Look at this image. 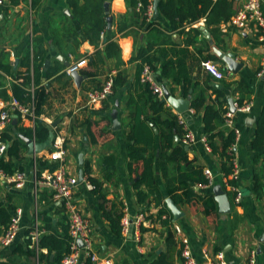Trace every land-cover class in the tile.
Masks as SVG:
<instances>
[{
  "label": "crops",
  "instance_id": "0c3cea01",
  "mask_svg": "<svg viewBox=\"0 0 264 264\" xmlns=\"http://www.w3.org/2000/svg\"><path fill=\"white\" fill-rule=\"evenodd\" d=\"M101 1L78 0L77 12L70 0H8L0 5V107L10 113L9 121L0 126V137L8 135L12 139L7 143L10 146L20 139V134L28 137L26 131L34 130L38 120L48 124L50 130L53 129L54 122L58 123L54 128V143L43 154L29 156L26 146V158L20 163L24 168L22 172L28 176L26 184L17 187L16 183L9 180L0 182V206L9 202L15 204L16 210H22L21 229L16 241L9 247L0 244V262L57 264L56 252L49 254L47 248L41 249L39 240L43 235L63 234L64 227H69V222L64 203L54 198L49 187L37 185L36 181L43 174L46 176L49 171L60 166V162L50 159V154L55 150V143L63 140L66 151L63 170L68 177L78 179V185L74 188L75 202L90 220L94 249L101 258H110L115 264H152L158 255L166 253L170 228L177 241L172 254L174 264H183L179 252L184 239L189 241L198 264H208L205 257L213 256L218 250L224 253L229 264H248L253 256L256 264H264V181L259 194L254 192L256 175L264 174V156L252 149L256 123L264 107V33L256 27L238 30L230 21L221 23L218 27L213 25V29L218 28L213 34L203 19L195 24H186L182 29L172 30L170 21L163 16L159 7L158 16L154 17L153 11L147 20V26L142 28L141 20L133 14L129 0H104V30L91 31L95 19L101 18ZM161 1L164 0H159ZM246 1L227 0L233 17ZM137 10H141L138 5ZM262 10L264 13V1ZM108 18H111L110 22ZM152 23L153 28H149ZM120 24L129 26L123 34H119ZM202 26L209 32L210 38L204 35ZM193 28L200 33H193ZM106 39H114L118 43V56L109 57L106 54ZM152 44L154 51L151 54L155 52L165 61L179 60L181 67L192 75L193 84L188 85L185 82L175 83L172 78L164 77L160 69L157 72L152 70L153 83L161 87L163 93L166 87L175 98L190 100L191 108L185 113L188 115L179 114L164 101V96L160 98L151 86L150 89L165 108L178 116V120L180 117L186 120L195 137L193 143L186 145L175 134L174 145L182 144L188 160L204 171L209 170L214 177L212 185L206 188L195 187L196 191L204 194L216 185L225 184V189L223 186L222 188L230 199L232 210L230 214H221L217 226L203 214L195 213L189 205H177L167 192L168 184L176 185L172 181L179 176L176 166L184 167L188 163L173 156L172 148L162 150L157 137L160 129L152 120L154 118L158 121L159 116L154 114L151 99L143 94L141 87H131L138 67L141 66L139 61H134L136 52L138 48ZM214 48L233 54L242 63L239 72L234 74L225 70V64L218 57L219 60L212 62L221 70L223 68L224 79L217 80L205 71L203 57L210 54L216 56ZM182 49L186 52L181 51ZM161 50L164 52H159ZM34 51L39 60L44 58L42 66L36 72L41 80L39 86H45L49 94L42 105L41 116L36 115L35 71L31 65L30 77H27L29 71L25 61L27 54H33ZM96 58L101 61L95 62L97 67L90 68L89 64ZM77 63H82L78 71L83 79L79 83L66 73L70 65ZM96 69L100 71L96 77H89L86 74L88 72H84ZM55 72L58 73L54 74ZM50 73L52 75L48 77ZM119 73L127 77V87L119 88L103 102L91 104L88 93L99 89L109 76L115 78ZM142 74L140 80L144 84ZM218 91H222L224 97H219ZM200 97L205 99V104L196 112L192 106ZM14 100L26 107L31 114L14 109ZM230 100L236 108L250 106L247 111L238 109L234 113V125L239 129L240 138L238 142H234V147L232 145L233 149L231 147L237 175L230 176V179L237 180L238 187L228 184V178L222 174L220 157L213 153L209 144L206 147L202 141L207 139L203 122L205 109L208 106L220 108L221 103L223 109L231 112ZM114 110L118 111L117 119L120 124V129L117 130L113 129ZM179 124L182 126L180 122ZM146 127L154 134L155 144L144 154V157L152 159V180L140 187L148 197V201L142 204L136 189L141 175L130 173L129 165L134 161L129 151L138 139L147 140ZM217 128L218 132L226 134L234 131L225 120ZM183 130L185 132L184 128ZM215 141L221 144L219 137ZM174 160L179 163L170 171L168 166ZM40 161H47L48 164L40 166ZM141 165L142 163L136 164V167ZM86 167L89 168V173H86ZM39 169L42 174L38 179ZM34 171L36 180L32 176ZM81 171L84 174L83 182H80ZM138 171L141 169L138 168ZM90 179L95 180L99 188L96 189ZM236 191L241 194L238 203L235 202L238 195ZM157 194L162 198L160 202L157 201ZM171 202L183 214L178 221H175L169 209ZM161 209L167 212L159 219ZM121 213L124 214L121 225L124 226L127 218L130 226L127 233L122 229L121 236L118 237L112 229V221ZM141 213L145 215V220L138 231L135 221ZM176 226L181 228L179 234L175 231ZM34 232L39 233L38 245L31 237ZM77 244L79 249L83 247L81 241ZM18 245L24 246L27 255L16 251ZM160 248L162 252L158 254ZM42 254L46 258H41Z\"/></svg>",
  "mask_w": 264,
  "mask_h": 264
},
{
  "label": "trees",
  "instance_id": "16d2710c",
  "mask_svg": "<svg viewBox=\"0 0 264 264\" xmlns=\"http://www.w3.org/2000/svg\"><path fill=\"white\" fill-rule=\"evenodd\" d=\"M89 1V0H87ZM130 5L134 10V15H136L141 20V27L144 28L147 26L148 17L146 15L147 8L151 4L150 0H129ZM78 0H70L71 5L73 6L75 12L79 10V6L77 4ZM141 2L143 7L141 10H137L138 3ZM100 7V16L101 18H96L94 23L92 24L91 31H103L105 26V19L106 17L102 14L104 9V0L101 1L99 4ZM159 10L163 14V16L170 21V25L172 26V30L182 29L186 24H195L200 20H204L207 27L213 31V34L218 31V28L213 29L212 26L216 25L217 27L221 23H228L232 20L233 11L231 9L230 4L227 0H164L159 2ZM154 24H149V28H153ZM128 25L120 24L119 34H123L128 29ZM192 32L198 35L200 33L199 30L193 28ZM106 54L109 57L114 55L118 56L120 53V47L118 43L114 39H106ZM154 45H148L147 47H140L138 48L134 61H139L141 66L138 67L137 76L131 82V87H141L143 89V94L148 96L151 99L152 107L155 111L154 114L159 116V120H155L152 118L153 122L159 127L160 132L158 137L159 143H161L162 150H167L169 148L173 149V156H177L182 160L184 163H188L184 167L176 166L177 171L179 172V176L172 181L176 183V185H169L168 184V194L173 199V201L179 204H187L189 205L195 213L203 214L212 224L218 225V221L220 219V212L218 202L216 201L215 195L213 193V189L208 190L206 193L201 194L200 192L196 191L195 187L207 186L209 184L208 179L206 178L204 169L200 166H196L192 164L188 160V156L183 151L182 144L179 146L174 145V135L177 134L180 140L184 139L185 132L183 127L179 124L178 116H176L169 108H165L163 104L160 102L159 98L153 94V91L150 89L149 83H141L140 77L143 72L145 66H148L154 72H157L159 69L161 70L162 74L166 78H172L173 82L181 83L185 82L186 84L190 85L193 82L192 75L187 72L185 69L181 67L180 61H165L161 55L157 56L151 54L154 51ZM186 52V50H181ZM159 52H164L163 50ZM43 59L39 60V56L37 57V53L31 54L30 52L27 54L25 58L26 67L28 69L27 77H30V67L33 65L34 68V85L36 88V115L41 116L43 114L42 105L45 103V100L49 97L47 93V89L45 86H39L41 80L38 78V70L43 63ZM219 60L217 56L210 54L208 56L203 57L204 62L208 61H216ZM101 59H93V61L89 64L90 68L97 67L95 62H100ZM159 65V67H158ZM223 70V68H222ZM89 77H96L98 76L97 69L95 71H84ZM55 72L54 74H57ZM50 73L48 75L51 76ZM26 77V78H27ZM30 82V79H29ZM129 81L126 76L122 73H119L114 78V94L118 91L119 88L127 87ZM193 84V83H192ZM103 86V85H102ZM99 87V89L102 88ZM131 88V89H132ZM30 92V91H29ZM27 92V93H29ZM219 97H224L222 91H218ZM26 94V92H25ZM24 97V95H23ZM22 101L23 99L20 98ZM205 104V99L200 97L194 101L192 109L196 112L200 111ZM220 108H216L214 106H208L205 109L203 122L206 132V137L209 146L211 147L213 153L218 155L221 159V170L223 177L228 178V184L232 187H238V182L234 178L230 179V176L234 173V164H233V150L231 149L232 145L235 142L236 135L234 131L228 132H218L217 127L220 122L225 120V113L227 112L226 109H223L222 104L220 103ZM148 129V136L147 140H140L138 139L134 142V145L130 148V157L134 161L129 165V171L132 175H141V178L136 183L137 195L140 203L144 204L148 201V197L140 190L141 185L144 183L149 184L152 180L151 174V158L144 157V154L147 153L149 147H152L155 143V136L151 133L150 128ZM50 132V126L46 124L44 121L38 120L36 123V127L34 130H27L26 135L31 138L35 139L37 142H43L47 139L48 134ZM254 138L252 141V149L259 155L264 156V107L261 111V114L257 120ZM156 137V138H157ZM219 137L221 139V144H218L215 139ZM1 140L8 143L12 140L8 135L3 134L1 135ZM25 151H26V144L21 141L20 139L15 140L9 147L7 151V155L0 159V168L5 172V175L8 177H12L16 172L24 171V168L20 165L25 158ZM181 155V156H180ZM163 156V153H162ZM142 163L139 167H136V164ZM178 164V160L172 161V163L168 166L170 171L171 168H175V164ZM48 164L47 161L43 162L40 161V166L45 167ZM176 164V165H177ZM166 168V173L168 170ZM52 169V167H48ZM136 168V169H135ZM138 168L141 171H138ZM136 170V171H135ZM53 171V169H52ZM165 172V169H164ZM86 173H89V168L86 167ZM142 173V174H141ZM42 171L39 169L37 171V177L41 178ZM91 182L96 185V189L99 188V184L95 180L90 179ZM264 181V174L263 175H256L255 177V184H254V192L256 195L259 194L263 187ZM223 188L225 189V184L222 183ZM99 193V190L95 191ZM230 196V194L228 193ZM233 195H236L233 193ZM10 200V199H9ZM162 198L159 194H157V201H161ZM11 201V200H10ZM16 211V206L14 203H9L6 205L0 206V236L5 232L8 228L11 217ZM166 210H160L159 212V219L162 218L163 214H166ZM145 213V212H144ZM124 214H119L115 216V219L112 221V229L116 236L120 237L123 226L121 225V221ZM167 222V221H166ZM170 223V221H169ZM4 227V229H3ZM16 241V240H15ZM70 241L71 238L69 236V227H64L63 234H51V235H43L39 240V246L41 249L47 248L50 252L55 251L56 257L55 262L57 264H61L63 258L66 254L70 252ZM29 245V241H27ZM177 245V241L175 239V233L173 230L169 228L168 237L166 241L167 251L166 253H162L157 256L156 259L152 261V264H174L173 262V250H175ZM28 249V246H26ZM16 251L19 254L27 255L26 249H24L23 245H18ZM216 252H219L216 251ZM180 256L182 255V249L179 252ZM41 258H46V255L42 254ZM0 264H7L5 262H0ZM87 264H92L91 261H88Z\"/></svg>",
  "mask_w": 264,
  "mask_h": 264
},
{
  "label": "built area",
  "instance_id": "2783aa9c",
  "mask_svg": "<svg viewBox=\"0 0 264 264\" xmlns=\"http://www.w3.org/2000/svg\"><path fill=\"white\" fill-rule=\"evenodd\" d=\"M8 0H0V5H4ZM152 3L147 8V17L152 16V12L154 11L153 0ZM264 0H247L243 7L237 12V14L232 18L231 25L238 30H246L250 27H256L260 29L264 33V13L262 10V4ZM139 9L143 7V4L139 2ZM82 66V63H77L74 65H70L66 69V73L71 75L73 72L78 71ZM205 71H207L210 75H212L217 80L224 79V72L220 69V67L212 61L205 62L203 64ZM152 70L145 66L142 74V82L149 83L153 88L154 92L158 94L160 98L164 96L163 90L161 87L155 85L152 80ZM114 92V77L109 76L105 83L103 84L101 89H96L90 91L88 93V99L91 104H97L107 100ZM32 97H34V93L32 92ZM14 109H18L22 112H29V110L20 104L17 100L13 102ZM240 111H247L250 109V106H245L241 108H236ZM34 112L32 113V115ZM34 117V116H33ZM10 119V113L3 108L0 107V126L4 125ZM179 122L182 124L185 129V136L183 139L184 144L189 145L194 142L195 137L193 133L190 131L186 120L183 117L179 118ZM225 122L229 125L232 130L235 131L236 141L238 142L240 135L239 129L234 125V112H227L225 115ZM206 147L208 146V141L206 138L202 139ZM63 140H58L55 143V150L51 152L50 159L52 161L60 162V166L56 167L54 171H49V174L44 176L38 181H36L37 185H44L51 189L53 192V196L56 200H60L64 203V211L67 216L69 222V234L71 236L70 243V252L64 257L62 264H87L88 261L91 263L100 264H115L114 261L110 258H101L98 256L94 249V241L92 239V227L90 220L80 211L77 203L74 198V188L78 185V179L76 177H68L63 170L64 166V157L66 156V151L64 149ZM235 145V144H234ZM233 145V147H234ZM9 145L1 140L0 137V159L7 155ZM232 147V149H233ZM206 178L209 181L210 186L213 184L214 177L209 170L204 171ZM236 171L231 175L235 177ZM3 180H9L11 182L16 183L17 187H23L28 181V176L24 172H16L12 177H8L5 175V172L0 168V182ZM207 186H201L200 188H206ZM238 192V191H236ZM241 194L238 192V195L235 199V202H240ZM21 220H22V210H16L14 215L11 217L10 224L5 232L0 236V244L3 247L11 246L21 229ZM145 220V215L140 214L137 216L135 224L138 227V231L140 229V225ZM130 222L126 218L124 220V232L129 231ZM176 233L181 232V228L179 226L175 227ZM33 241L38 245L39 233L34 232L31 234ZM137 240L139 237L137 236ZM78 241L83 243V247L79 249ZM182 258L183 264H198L195 260L193 253L191 251L189 241L184 239L182 241ZM208 264H229L225 260L224 253L219 251L215 253L213 256L205 257ZM248 264H256V259L253 256Z\"/></svg>",
  "mask_w": 264,
  "mask_h": 264
},
{
  "label": "water",
  "instance_id": "95a60500",
  "mask_svg": "<svg viewBox=\"0 0 264 264\" xmlns=\"http://www.w3.org/2000/svg\"><path fill=\"white\" fill-rule=\"evenodd\" d=\"M158 5H159V0H154V15H155L154 17L158 16V12H159ZM110 21H111V18H108V22ZM201 29L204 35L210 38V35L207 29L204 26H202ZM214 53L225 64V70L232 72L234 74L239 72V70L242 67V63H239L233 54L222 52L221 50L217 48H214ZM71 76L74 78V80L77 83H79L83 79L79 71L73 72ZM164 101H167L172 106V108H174L179 114H185L191 108L189 99L175 98L166 89V87H164ZM229 104H230L231 112L235 113L236 107L234 105V102L230 100ZM185 115H188V114H185ZM117 116H118V111L114 110L112 113V118L114 121L113 122L114 130L120 129V124L118 122ZM57 125H58L57 122H54L52 124L53 129L50 130L47 139L43 142H37L36 140L26 137L25 135H22V134L19 135L20 139L26 144L28 148L27 153L29 156H36V155L43 154L47 149H49L53 145L54 140H55L54 128H56ZM32 176H33V180H36L35 171L32 172ZM83 176H84L83 171H81L80 172V182H83V179H84ZM213 193L215 195L216 201L218 202L220 214L222 215L230 214L232 210V205H231L230 199L228 198L227 194L224 192L222 186L216 185L213 189ZM169 209L174 215L175 221H178L182 217L183 214L180 212V210L176 207V205L173 202L170 203ZM161 252H162V248H160L157 251L158 254H160Z\"/></svg>",
  "mask_w": 264,
  "mask_h": 264
}]
</instances>
